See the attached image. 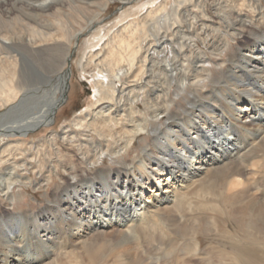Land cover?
<instances>
[{"label": "bare ground", "instance_id": "obj_1", "mask_svg": "<svg viewBox=\"0 0 264 264\" xmlns=\"http://www.w3.org/2000/svg\"><path fill=\"white\" fill-rule=\"evenodd\" d=\"M88 1L98 9L83 13L84 25L72 30L57 21L68 41L94 29L100 13L115 0ZM128 1L120 0L121 7ZM167 1L122 11L117 18L122 23L93 30L82 66L93 72L94 100L71 123L34 144L10 136H25L56 120L71 69H48L43 77L51 83L42 92L51 89L52 94L38 99L39 88L29 87L42 83L27 89L20 84L28 83L35 69L39 73L25 51H44L62 36H53L52 22L34 14L37 27L22 23L24 32L0 36L10 60L9 77L0 71V106L9 108L0 115V202L18 199L20 185L43 187L48 197L42 218L35 211L28 219L21 215L26 211L0 214V264H60L59 257L65 259L61 264H96L110 245L116 247L106 264H152L138 257L134 240L142 234L170 239L192 210L219 215V187L230 203L246 199L240 212L264 215L254 186L258 171L247 161L249 151L264 145V0ZM63 2L27 3L44 11ZM209 60L214 69L204 66ZM208 79L213 81L209 89ZM181 95L187 106L177 113L173 106ZM139 140L146 143L138 147ZM105 157L117 166L102 167ZM216 174L214 188L204 190V181ZM11 215L16 224L9 228ZM33 245L42 250V258ZM250 253L240 258L249 263Z\"/></svg>", "mask_w": 264, "mask_h": 264}, {"label": "rangeland", "instance_id": "obj_2", "mask_svg": "<svg viewBox=\"0 0 264 264\" xmlns=\"http://www.w3.org/2000/svg\"><path fill=\"white\" fill-rule=\"evenodd\" d=\"M39 1L41 0H0V36H14V33H19L20 30L24 32V29L21 26L22 23H26L31 27H37V24H35L33 19V14L34 16H37V19L39 21L44 20L52 22L53 25H51L50 31H48L54 34L56 33L53 36H62V38L57 41L48 42V47L46 46L47 48L42 49L44 51H41L40 48L39 50H24L25 54H27V57L29 58V61L35 64L34 69L35 66L39 67V73H35V69L34 72H32L33 74L31 73L28 83H20L22 85L24 84L25 86L27 85L23 89H27L30 83H42L40 86L31 85L29 88H32L34 86H36L34 88H39L38 99L49 98L52 94V90L50 89L47 93H43L42 89L46 87L47 83L51 82L48 81L47 77L46 79H44L43 76L45 74L46 76H48V69V71H53L54 69L60 67L61 69L58 68L57 71H62L66 67H68L65 57L68 54H71V76L67 80V83L69 85L68 90L66 91L67 98L62 104H60V106L57 107V112L55 114L56 120L51 122L49 124L50 126H41L37 129L32 130L25 136L19 134V136L17 134L10 136V139H23L27 143L26 145L36 143L40 138H42L44 135H47L51 131H59L63 125L71 123L70 121L72 120L75 114L87 108L89 104L94 100L95 89L93 87L91 76L93 72H91V70L88 68L84 69L82 66V63H84L88 53L91 50V43H88V39L90 38L93 30H95L97 26L99 27L108 22H111L108 29L115 24H120L123 20L119 21V19L117 18L122 13V11L129 10L130 13L138 11L146 6V2H152L154 0H129L128 3H126L123 7H121L120 0L110 2L106 10L100 13V16L97 19L98 24L93 27L94 29L89 31H87V29L82 33V35L78 37V40L73 38L70 41L67 40V34L63 32V29L58 27L57 21L63 22L68 28L70 27L72 30L77 29L80 27V24H85V18L83 17V13H88L98 9L97 5L89 2L88 0H62L64 1L62 4H57L54 7L44 11L34 10L28 5V3H36ZM95 1L97 2V0ZM171 2L172 0L167 1V3ZM73 3L75 4L72 5ZM19 8L24 11L26 10L27 14L25 15L23 12L20 11ZM35 12H39V15H37ZM21 17L25 18V20L21 21ZM95 43L97 45L98 42ZM96 45L93 48H96L98 46ZM28 50H30L29 52L31 53L30 57L28 56V54H30ZM231 51L232 50L230 49L226 51V53H230ZM6 53L7 48L4 46H0V71H2L1 74H3L5 77H9V73H7L8 71H6V65H8L10 60H8L7 58L9 54ZM47 57H49V59ZM207 62L208 64L206 63L204 66H213L212 68H215L212 61L209 60ZM20 66L21 65H19V68ZM217 70L218 69L213 72L214 75L217 73ZM57 71L54 72L52 76H55L58 73ZM36 76H38V78L34 79V77ZM210 82L213 83L212 79L205 80L208 89L211 86ZM27 92L30 93V91ZM42 95L45 96L41 97ZM180 99L181 100L178 103L177 107L175 108V106H173L174 112L181 113L182 106L184 105V108L185 106H187L186 101L182 95L180 96ZM0 109L1 111L6 109V105L0 106ZM145 143V140H139L137 146L142 147ZM260 156L263 157V160ZM128 157L131 160L133 158V155L129 154ZM107 158L108 157L103 158L104 164H100L102 167L106 168L109 164L117 166V163H113L111 162L110 158ZM247 161L249 163H254L256 170L258 171L256 173V181L254 183V186L258 187L259 191L257 196L260 197V199L264 202V145L257 151H249L247 155ZM74 162L77 163L76 158H74ZM31 175L34 176L35 179L39 178L37 177L38 175L35 173H32ZM218 179L219 174H216L213 177L206 179L203 184L204 190L214 188V185L218 182ZM15 190H19L21 192L18 199L16 198L15 200H9V198H4V200L0 202V214L4 212H9L10 214L13 213L12 211L18 214V212L26 211V215L23 213H21V215L26 216V218L28 219L32 215V212L35 211L41 216V218L44 216V212L40 211V209L46 205L45 203L47 202L48 197L45 195L43 187L36 190L33 189V187L30 185H20V187L16 188ZM16 191L14 192V194H16ZM48 191H52L51 186L48 187ZM218 191L219 194H221L222 196V213H220L219 215H214V213H211L212 211L210 209L204 210L202 212H196V210H192V212H187L184 216V219L186 221H182L181 225L178 226L172 234H170L172 235L170 239L164 236L162 237V235L159 234H155L152 236H150L149 234L148 236L147 234L146 236L144 234L139 235V239L136 241L134 240V247L136 249L135 251L137 252V254H139L138 257L142 260H145L146 263L153 262L152 264H264V244L261 243L262 241H264V215L259 217L247 216L245 213L240 212V207L243 205L246 199H240L239 201H237L238 203L232 202V204L225 197L223 188L219 187ZM7 204L10 205L7 206ZM191 204L193 206L194 203ZM214 216L217 218L216 221L212 220ZM8 219L9 220L7 226L9 228H12L13 223L16 224V221L14 220V218H12V215L9 216ZM28 229V224H26V226L22 228L24 232ZM141 236H144V238ZM110 246H108L107 249L102 250L103 258L99 261V263L96 264H106V259L109 258L110 254L115 250L116 247L115 245ZM31 247L34 249L37 258H42V250L39 248V246L33 245ZM246 247H248L249 249ZM245 248L247 249V251ZM248 250L249 252H251V259L249 260V263L240 258V256H243V254L248 252ZM243 251L244 253L241 255V252ZM64 260L65 259L62 257L58 258L60 264L63 263ZM34 264L45 263L37 261Z\"/></svg>", "mask_w": 264, "mask_h": 264}, {"label": "water", "instance_id": "obj_3", "mask_svg": "<svg viewBox=\"0 0 264 264\" xmlns=\"http://www.w3.org/2000/svg\"><path fill=\"white\" fill-rule=\"evenodd\" d=\"M67 64H68L67 69H69V66H70V58H69V57H68V59H67ZM8 110H9V108L7 107L6 109H4L3 111L0 112V115H5V114H7ZM14 134H19V135H21V134L18 133V132H15ZM14 134H13V135H14Z\"/></svg>", "mask_w": 264, "mask_h": 264}]
</instances>
